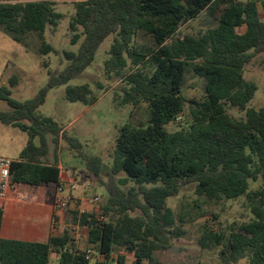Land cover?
<instances>
[{
	"label": "trees",
	"instance_id": "obj_1",
	"mask_svg": "<svg viewBox=\"0 0 264 264\" xmlns=\"http://www.w3.org/2000/svg\"><path fill=\"white\" fill-rule=\"evenodd\" d=\"M260 4L264 11V0ZM258 5V0L76 1L72 43L83 40L78 52H63L68 65L59 71L45 64L47 84L33 99L17 101L8 88H0V100L9 108L0 111V123L28 135L11 165L12 185L58 187L61 170L57 153L50 159V143L55 151L61 141L71 149L82 145L39 108L52 89L81 75L102 42L115 36L104 74L122 83L120 104L146 105V123L121 128L111 166L80 154L86 162L83 178L107 193L97 212L72 214L74 225L88 227V245L102 258L97 264H163L157 253L170 250L186 233L185 220L167 200L190 184L209 201L245 196L253 215L251 222L231 225L228 235L204 228L200 249H218L220 264H264V109L248 108L257 86L244 79L246 66L264 53ZM54 6L50 0H0V29L18 43L35 33L41 53L52 52L44 33L62 18ZM205 12L214 27L198 36L179 34ZM189 72L204 80V99L191 102L188 128L169 133L165 127L185 111L182 88ZM17 83L16 77L10 80L11 86ZM96 88L103 90L100 83ZM65 95L89 106L98 100L88 84L68 87ZM228 109L244 117L234 118ZM259 179L261 186L247 192L249 181ZM1 217L0 208V225ZM87 249L76 247L69 228L46 243L0 239V264H49L52 254L59 264H91Z\"/></svg>",
	"mask_w": 264,
	"mask_h": 264
},
{
	"label": "rangeland",
	"instance_id": "obj_2",
	"mask_svg": "<svg viewBox=\"0 0 264 264\" xmlns=\"http://www.w3.org/2000/svg\"><path fill=\"white\" fill-rule=\"evenodd\" d=\"M42 0H23V2H36ZM55 3L54 9L62 15L58 26L48 27L44 33V41L51 45L54 51L47 54L41 53L42 42L35 33H30L24 43H18L0 29V88L6 87L11 92V98L20 102L33 99L44 88L48 80V69L62 71L68 62L63 57V52H78L81 40L74 44V33L70 23L75 15L74 3L80 0H50ZM247 1V0H241ZM259 1L260 18L264 23V11ZM216 25L214 19L206 12L197 19L189 21L179 29V34L198 36L208 28ZM244 30L241 29L240 32ZM81 33V30L77 32ZM114 35L108 36L96 52L93 63L79 76L73 78L65 85L52 89L46 102L39 108V112L52 118L70 136L77 139L81 149H71L65 141H61L58 150L50 143V159L54 160L57 153L58 163L63 170L77 179L78 190H83L84 184L88 196L92 199L99 198L97 206L104 200L107 193L91 178H83L86 171V162L81 153L90 157H100L104 164L111 166L116 140L124 125H138L146 123V105L138 108L131 105L120 104L122 83L116 79H107L104 74V62L109 58V51L114 42ZM48 65V69L45 67ZM16 77L18 83L10 85V80ZM244 79L254 83L257 91L249 103L248 108L264 109V53L257 55L244 71ZM102 84L103 90L97 87ZM90 85L98 100L93 105L82 102H70L66 99L65 91L68 87ZM185 99V111L176 123H171L165 128L169 133H174L180 128H188L190 118L188 108L192 101L204 99V80L193 73L185 75L182 88ZM9 108L0 100V111ZM234 118L244 117V112L237 109H228ZM28 141V135L17 128L0 123V157L17 161ZM262 179L256 182L249 181L247 192L258 189ZM17 189L33 190L28 186L18 185ZM167 206L185 220L183 229L185 235L180 240L172 241V248L168 251L157 253V258L163 264H220L218 249L210 251L200 249L198 240L204 228L228 235L230 226L240 225L253 220V215L247 204L245 196L237 199L209 201L205 197L195 194L193 184L184 186L176 197L167 200ZM79 236H86L87 229L78 230ZM238 264H249L242 260Z\"/></svg>",
	"mask_w": 264,
	"mask_h": 264
},
{
	"label": "crops",
	"instance_id": "obj_3",
	"mask_svg": "<svg viewBox=\"0 0 264 264\" xmlns=\"http://www.w3.org/2000/svg\"><path fill=\"white\" fill-rule=\"evenodd\" d=\"M58 167L61 170L60 185L73 199L69 209L56 210L53 207L52 199L56 187L27 190L17 189L18 185H14L8 198L0 202L2 209L0 239L26 243H46L52 235H61L66 228H69L71 237L78 249L90 248L88 233L86 236H79L78 232L73 233L71 230L73 225L72 214L76 211L91 214L97 212L98 206L88 196L86 186L89 184H84L83 190H78L76 177L65 172L61 165ZM101 261V257L95 256L91 260V264H97ZM49 264H59V256L52 254Z\"/></svg>",
	"mask_w": 264,
	"mask_h": 264
},
{
	"label": "built area",
	"instance_id": "obj_4",
	"mask_svg": "<svg viewBox=\"0 0 264 264\" xmlns=\"http://www.w3.org/2000/svg\"><path fill=\"white\" fill-rule=\"evenodd\" d=\"M13 161L0 157V202L5 201L8 198L9 192L11 188L14 186L11 183V165ZM74 189V186L72 187ZM53 207L56 210H66L69 209V207L73 203V199L71 195L67 194L65 192V188L63 186H58L55 189L54 195H53ZM93 203H98L99 198L94 197L92 199ZM100 219L103 220V216H100ZM81 227L79 224H73L71 227V230L73 233L77 232ZM85 229H88V227H85ZM95 256H99V254L92 248H88L86 250V258L88 260H92Z\"/></svg>",
	"mask_w": 264,
	"mask_h": 264
}]
</instances>
